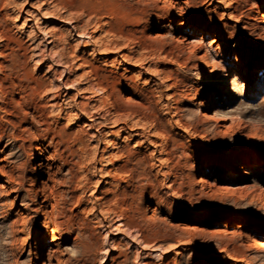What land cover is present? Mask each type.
Segmentation results:
<instances>
[{"label":"rangeland","instance_id":"374dc122","mask_svg":"<svg viewBox=\"0 0 264 264\" xmlns=\"http://www.w3.org/2000/svg\"><path fill=\"white\" fill-rule=\"evenodd\" d=\"M263 5L0 0V264H264Z\"/></svg>","mask_w":264,"mask_h":264},{"label":"bare ground","instance_id":"6f19581e","mask_svg":"<svg viewBox=\"0 0 264 264\" xmlns=\"http://www.w3.org/2000/svg\"><path fill=\"white\" fill-rule=\"evenodd\" d=\"M260 10L264 11V5L260 7ZM260 23L264 24V16L261 19ZM191 37L194 38L195 37V33H191V34L188 35V38H191ZM184 43L186 45V49L188 51H190L191 53H195V51L201 50V45L200 44H195L194 41L187 42V41L184 40ZM208 54L209 53L206 51L201 57H199V59H201V61L203 62L202 72H207L209 70L210 66H211L209 64V62L206 61V59H205V58H207ZM227 73H228V70H224L223 74L221 75L223 77H221V79H219L218 85L215 88V92L216 93L213 95V99L214 100H217V101L220 100V99L222 100L223 98L226 97V95L228 93L227 92V87L229 86V78H227ZM232 73H233V78H235V80L232 82L233 83V85H232L233 89L232 90L235 93L236 88H235L234 85L237 83V81H239V78H242V80H243V79H245L246 76L244 75V68H243L242 65L235 66L232 69ZM253 76L257 80L260 78V76L257 73H254ZM246 80H249V79H246ZM247 167L251 169V167H249L248 164L246 166H241L240 169H246ZM58 232L59 231L57 229H52L50 231V234L51 235H56V234H58ZM256 249L264 251V241H259L256 244ZM42 264H44V262Z\"/></svg>","mask_w":264,"mask_h":264}]
</instances>
